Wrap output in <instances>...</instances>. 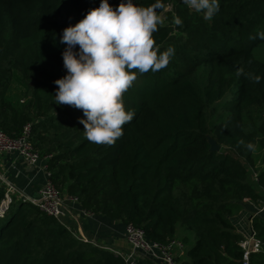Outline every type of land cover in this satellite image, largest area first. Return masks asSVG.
Returning a JSON list of instances; mask_svg holds the SVG:
<instances>
[{
	"label": "trees",
	"instance_id": "16d2710c",
	"mask_svg": "<svg viewBox=\"0 0 264 264\" xmlns=\"http://www.w3.org/2000/svg\"><path fill=\"white\" fill-rule=\"evenodd\" d=\"M100 2L0 0V130L16 139L30 125L29 142L47 158L49 181L83 211L137 226L163 245L194 238L178 264H243L232 218L244 200L264 205V0H219L211 20L183 0H161L158 15L171 5L166 16L183 23L158 25L154 39L160 51L171 46L175 54L160 71L134 70L123 100L135 116L111 145L86 139L82 109L54 103V81L67 71L59 37ZM254 108L263 118L247 126L245 114ZM251 220L261 252L249 264H264V212ZM0 264L124 261L12 198L0 217Z\"/></svg>",
	"mask_w": 264,
	"mask_h": 264
},
{
	"label": "clouds",
	"instance_id": "9594fccd",
	"mask_svg": "<svg viewBox=\"0 0 264 264\" xmlns=\"http://www.w3.org/2000/svg\"><path fill=\"white\" fill-rule=\"evenodd\" d=\"M183 3L197 13L203 12L205 20L220 11L219 0ZM162 6L161 0L146 7L136 0H120L118 6L101 0L83 19L63 29L59 41L66 45L62 58L67 71L54 81L58 85L54 103L83 110L80 123L88 141L111 145L120 138L123 125L135 116L134 109H125L123 100L137 78L134 70L141 74L160 71L174 56V47L160 51L153 35L161 23L157 9ZM173 23L179 26L183 21L174 16ZM260 37L264 39V33ZM248 75L259 83L260 76ZM246 148L255 151L256 145L248 142Z\"/></svg>",
	"mask_w": 264,
	"mask_h": 264
},
{
	"label": "crops",
	"instance_id": "0c3cea01",
	"mask_svg": "<svg viewBox=\"0 0 264 264\" xmlns=\"http://www.w3.org/2000/svg\"><path fill=\"white\" fill-rule=\"evenodd\" d=\"M44 166L45 164L43 161H39L35 166H29L16 152L0 154V177L4 178L15 188V192L12 193L11 198L19 201H22V198H24L25 201L29 203L38 200L40 191L47 181V172ZM0 191L1 193L5 191L2 183H0ZM253 206L254 205L249 203L248 200H244L243 209L237 216L232 218L235 232L239 234L243 240L248 238L251 234V218L264 212L258 213V208L254 206L256 213H252L250 209ZM82 211L81 206L77 202L65 197L62 208V222H64V225L75 224V229L80 235L79 238L83 237L87 244H91L95 247L97 246L110 252H126L128 246L124 240L125 225L110 221L101 215L83 217ZM138 264L163 263L158 260L139 257Z\"/></svg>",
	"mask_w": 264,
	"mask_h": 264
},
{
	"label": "built area",
	"instance_id": "2783aa9c",
	"mask_svg": "<svg viewBox=\"0 0 264 264\" xmlns=\"http://www.w3.org/2000/svg\"><path fill=\"white\" fill-rule=\"evenodd\" d=\"M30 132V125H27L23 128L22 134L18 138L12 139L0 130V154L16 152L29 166H35L39 161H43L45 164L44 169L46 171L47 158L42 159L33 149L29 142ZM48 178L49 174L47 173V181L40 191L39 199L30 203L37 206L38 209L48 217H51L64 225L62 222V208L65 202V197L59 194ZM0 183H2L5 188L0 203V217H2L12 202L11 195L15 192V188L2 177H0ZM69 199L76 202L75 199ZM263 211L264 205L258 209V213ZM81 213L83 217H89L91 215L85 211H82ZM64 226L66 227V225ZM70 231L72 232L71 229ZM250 231V236L239 243V247L242 250L243 264H249V257L251 254L261 252V244L255 238V232L252 227H250ZM79 239L81 242L87 243L83 237ZM124 240L128 246L126 252H112L121 257L124 264H138L139 257L158 260L163 264H178L177 259L185 254V246L180 241L174 239L164 245L149 241L146 238L144 231L132 224L124 226Z\"/></svg>",
	"mask_w": 264,
	"mask_h": 264
},
{
	"label": "rangeland",
	"instance_id": "374dc122",
	"mask_svg": "<svg viewBox=\"0 0 264 264\" xmlns=\"http://www.w3.org/2000/svg\"><path fill=\"white\" fill-rule=\"evenodd\" d=\"M171 10H172V6L171 5L170 6H167V8L164 10V12L159 15L160 18H161V23L159 24L160 26L170 25L171 27H173V24L174 23H172L173 20L171 19L173 17L166 16V14L169 13ZM14 90H16V89H14ZM262 118H263V114L261 113V111L259 109H257V108H254V109H251L250 111H248V113L245 114V123H246L247 126L250 123L252 125H254V124L260 122ZM22 199H24V198H22ZM22 202H23V200H22ZM24 202H26V201H24ZM250 210H252V213H254V214L256 213V210H255V207L254 206ZM260 215H262V213L258 214V216H260ZM66 227L68 229H71L72 230V233H74L75 236L78 237L77 240L80 241V239H79V236L80 235H79V232L76 231V229H75V224H71V225L67 224ZM182 234H183L182 229H180V231L178 230L177 231V234H176L177 239H181L182 238ZM193 242H194V238H191L190 241H189V243H187L185 245V249H184L185 252H187V250L193 245Z\"/></svg>",
	"mask_w": 264,
	"mask_h": 264
},
{
	"label": "water",
	"instance_id": "95a60500",
	"mask_svg": "<svg viewBox=\"0 0 264 264\" xmlns=\"http://www.w3.org/2000/svg\"><path fill=\"white\" fill-rule=\"evenodd\" d=\"M208 143L210 145V150L211 151L218 152L220 150V147L216 144V142L213 139L208 138Z\"/></svg>",
	"mask_w": 264,
	"mask_h": 264
}]
</instances>
